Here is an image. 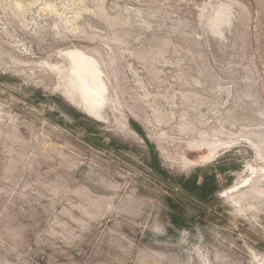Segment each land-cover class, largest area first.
Wrapping results in <instances>:
<instances>
[{
	"label": "rangeland",
	"instance_id": "obj_1",
	"mask_svg": "<svg viewBox=\"0 0 264 264\" xmlns=\"http://www.w3.org/2000/svg\"><path fill=\"white\" fill-rule=\"evenodd\" d=\"M0 264H264V0H0Z\"/></svg>",
	"mask_w": 264,
	"mask_h": 264
}]
</instances>
